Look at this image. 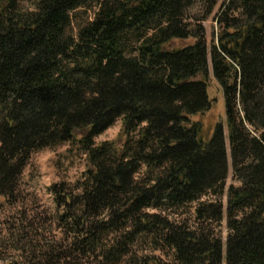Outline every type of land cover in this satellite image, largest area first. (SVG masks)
Listing matches in <instances>:
<instances>
[{
	"label": "trees",
	"instance_id": "trees-1",
	"mask_svg": "<svg viewBox=\"0 0 264 264\" xmlns=\"http://www.w3.org/2000/svg\"><path fill=\"white\" fill-rule=\"evenodd\" d=\"M207 1L210 15L218 0ZM193 3L34 0L23 9L0 0V199L15 200L34 151L77 143L87 161L82 193L54 187L69 206L72 248L119 260L146 236L177 264H223L225 245L226 264H264V0H228L210 48L241 183L228 189L225 242L216 232L228 175L224 126L193 119L213 105L206 29L185 22ZM95 4L94 19L71 34L72 13ZM130 35L140 41L135 54ZM118 119L119 136L97 143ZM209 193L217 198L200 202L194 224L173 219ZM40 247L2 264H56L57 246ZM129 262L156 264L149 256Z\"/></svg>",
	"mask_w": 264,
	"mask_h": 264
},
{
	"label": "rangeland",
	"instance_id": "rangeland-1",
	"mask_svg": "<svg viewBox=\"0 0 264 264\" xmlns=\"http://www.w3.org/2000/svg\"><path fill=\"white\" fill-rule=\"evenodd\" d=\"M34 0H20V7L28 9L33 6ZM228 0H218L213 12L207 15L208 1L194 0V3L185 13V22L195 26L201 22L205 29L209 46V77L207 94L213 102L212 108L205 114H194L193 119L202 120L207 126L222 123L224 126L227 152L228 175L225 190L220 198L224 203V219L216 226L218 236L227 239L229 229L227 226V201L228 189L231 185L239 186L241 183L233 176L231 150L228 137V123L226 102L222 87L216 80L211 62L210 48L213 39L220 33L221 27L216 22L224 5ZM97 5L81 7L72 13V22L69 32L77 36L79 29L93 20L97 11ZM203 18H206L203 20ZM153 31H149L151 35ZM130 53L135 54L132 48L140 41L135 35H130ZM192 40H176L173 45H185ZM122 130V120L118 119L103 133L96 136L97 143L116 139ZM86 154L77 143H64L57 146L45 147L34 151L24 167L20 179L17 197L7 201L0 199V264L11 260L23 261L26 251L41 248L47 244L57 246L56 254H59L56 264H61L60 256L71 254V264H130L134 256L152 257L156 264H177L174 253L169 248H158L151 242L150 237L142 236L130 246V254L119 260H109L96 254L83 255L70 245L73 237V227L63 216L69 206L62 198L57 199L55 188L60 193L66 192L72 198L82 193L81 184L84 182L87 168ZM142 176V175H141ZM55 187V188H54ZM217 196L212 193L205 195L200 201H195L183 207L179 214H173V219L192 224L195 221V210L201 201L215 200ZM71 206L72 212H79L78 198ZM157 212V210L149 209ZM194 224V223H193ZM115 233L111 234V238ZM76 250V251H75ZM226 264V245L224 246V260Z\"/></svg>",
	"mask_w": 264,
	"mask_h": 264
}]
</instances>
